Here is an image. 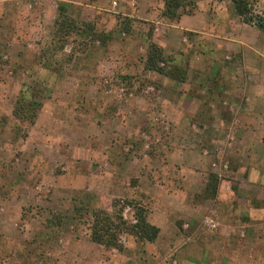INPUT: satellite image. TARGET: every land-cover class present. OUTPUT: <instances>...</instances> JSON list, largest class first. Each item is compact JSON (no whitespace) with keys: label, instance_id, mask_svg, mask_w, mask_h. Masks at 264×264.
<instances>
[{"label":"rangeland","instance_id":"rangeland-1","mask_svg":"<svg viewBox=\"0 0 264 264\" xmlns=\"http://www.w3.org/2000/svg\"><path fill=\"white\" fill-rule=\"evenodd\" d=\"M58 6L94 28L65 36L60 53L46 54ZM134 7L136 0H0V264H264V135L253 145L237 134L231 83L206 68L215 55L198 33L179 34L187 49L205 52L190 57L198 75L176 60L187 72L181 90L156 87L158 78L142 69V39L155 42L178 19L161 8L147 21ZM254 10L263 13L264 0ZM95 35L103 44L90 43ZM129 54L122 70L116 60ZM239 55L226 53L220 64L241 66ZM23 85L41 101L33 123L12 114ZM196 93L201 107L189 110L187 96ZM250 98L243 95L244 103ZM240 104L249 122L258 111ZM209 174L217 177L214 190ZM184 196L181 217L167 199ZM137 207L159 232L148 241L126 230L119 248L92 242L74 217L100 208L131 227Z\"/></svg>","mask_w":264,"mask_h":264},{"label":"crops","instance_id":"crops-1","mask_svg":"<svg viewBox=\"0 0 264 264\" xmlns=\"http://www.w3.org/2000/svg\"><path fill=\"white\" fill-rule=\"evenodd\" d=\"M161 1L162 0H160V3H156V6L152 5L149 0H136L139 7L134 8L135 11L138 12V15H143L144 20L153 22L158 18L157 13L161 10V8H163ZM195 2L196 7L191 14L181 15L178 20L173 22H166L167 29H165L159 39H154V41L163 48L164 58L169 63L175 64V61L177 60V63H182V65L185 68L187 67L189 71H195L191 67L193 63L192 60H190V57L193 55H203L205 52L203 50L193 51L192 45H190L189 49H187L185 41H183V39H179V34L186 31L199 34L198 36L204 40V44L209 46L207 48L213 51L215 55V58L211 61V65L206 68L209 70L214 69L216 73L220 71L222 73L220 74L221 80L231 83L229 93L231 94L230 97L233 98V104L229 108L236 109V116L231 117L230 120L238 125V127H236L237 134L243 137L241 138L242 141H246V143L254 142L253 145H257L259 142L258 139H260V142L262 141L259 137L264 135V32L259 30L254 25L245 23L242 18L235 15L231 7V0H195ZM142 40L145 41V39ZM129 44V39H124L122 42V45L126 48H128ZM226 53H232L234 55L239 53L240 59H238L242 60V65L238 66L236 63L231 66L221 65V57ZM185 54L188 55L187 60L185 59ZM130 56L131 55L129 54L124 57L125 62H123V59L120 56L121 59L116 60L118 63L117 66L120 68L123 66L122 70H124L127 66L126 60L128 58V62H131L132 60ZM128 67L131 68L132 66ZM233 69L236 71H233ZM196 73L198 75V71ZM155 74L153 73V75L161 82L159 89L161 87L162 90L167 89L169 92L175 94L181 90L179 84L174 80L161 74ZM251 77H255V81L250 82L248 79ZM166 81H169L171 85H166ZM243 95L251 97L250 100L244 103ZM187 97L190 98V102L187 104V108L189 110L199 109V107H201L200 99L202 96L200 93H196V96L188 94ZM195 99L200 102H197ZM241 101H243V109L251 108L252 110L257 109L258 111L254 112L255 114L253 117L247 118V120H250L249 122L245 120L246 117L243 115L245 113L238 110L240 108ZM158 102H160V100H158ZM213 112L214 111H212V114ZM220 119L223 121V117L221 118L220 116ZM252 123L261 125L260 127H262V131L254 132V129L251 128ZM244 124H249L252 130H246ZM199 129L201 130V125H199ZM199 134L202 138V133ZM181 135L182 138H185L189 134L184 133ZM262 144L263 142L260 146ZM178 151L180 150L174 151V159H177L180 156ZM262 162L264 163V158L260 159V163ZM182 198L183 199L179 197V199L176 200L173 197H168L167 202L172 205L177 204L176 209L182 213L180 214L181 217H185V208L188 206L185 202V196ZM253 200V202L256 203L261 202L259 198H255ZM168 211L169 210L167 209L164 214ZM154 212L155 217L158 219L160 218L159 212H162L163 214V211L160 208ZM156 212L159 214V217L156 215ZM175 213L176 214H174V216H177L178 212L176 210ZM249 215L250 214H247L246 216L249 217ZM178 218L180 217L167 220L172 224L175 223ZM252 218H254L253 215ZM223 234L225 238V233Z\"/></svg>","mask_w":264,"mask_h":264},{"label":"trees","instance_id":"trees-1","mask_svg":"<svg viewBox=\"0 0 264 264\" xmlns=\"http://www.w3.org/2000/svg\"><path fill=\"white\" fill-rule=\"evenodd\" d=\"M255 1L256 0H231V7L234 14L242 18L245 23L254 25L259 30L264 32V12H255ZM163 3L164 8L161 12V15L170 20L179 19L182 14H191L196 7V2L194 0H163ZM186 6H189L191 9L187 11L183 10L182 12L179 11V8H185ZM93 28L94 27L90 23H83V25H80L65 12L63 6H58V15L54 20V37L56 39H51V41H49L46 48L47 52L45 53L47 54L51 51H58L60 53L64 46V42H66V39H64L65 36L75 33L81 37H85V34H88V31H92ZM95 38L96 39H91L90 43L92 42L93 44V41H95L96 43L103 44L105 40L99 39L98 35ZM145 43L146 54L145 57L141 59L143 71L161 74L169 79L174 80L176 83H182L186 81L187 72L185 68L174 63H169L164 58L163 48L153 42L151 37L145 39ZM85 54L87 56L89 55L88 53ZM54 56H56V54ZM39 58L41 59L40 55ZM73 58H75L74 51H72L70 55H67L68 63H72ZM82 61H84V58L80 59V62ZM112 78H114V76L109 77L108 81H111ZM120 78L129 81L131 77L129 75H125L121 76ZM155 85L156 87H159V85ZM35 90L37 89L26 85H23L20 89L12 110V114L16 119L28 121L30 123L34 122L37 115V110L41 105V101L35 98ZM208 179V183H212V190H214L217 184V177L213 174H209ZM208 188L209 187L206 186V191L209 190ZM76 215L77 216L74 217L78 218L79 221L82 222V224H84L89 231L90 240L106 248H119V235H121L126 230H129L139 236L141 239L148 241H153L159 232L158 227L148 223L144 211L140 207H137L135 212L137 223L131 227H126V223L123 221L119 213L116 212L111 214L108 211L100 208L91 210L90 214L76 210Z\"/></svg>","mask_w":264,"mask_h":264}]
</instances>
